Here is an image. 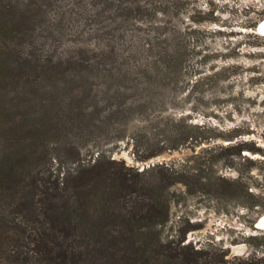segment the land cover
<instances>
[{"label": "trees", "instance_id": "obj_1", "mask_svg": "<svg viewBox=\"0 0 264 264\" xmlns=\"http://www.w3.org/2000/svg\"><path fill=\"white\" fill-rule=\"evenodd\" d=\"M178 8L179 0H0V264H211L185 253L184 236L160 243L164 191L179 184L215 200L240 192L243 208H258L246 185L212 167H47L52 138L76 154L101 138L117 142L130 118L165 103L161 92L177 84L188 54L172 20ZM198 126L181 118L155 141L130 135L132 153L142 161L193 149L206 140L188 131Z\"/></svg>", "mask_w": 264, "mask_h": 264}, {"label": "rangeland", "instance_id": "obj_2", "mask_svg": "<svg viewBox=\"0 0 264 264\" xmlns=\"http://www.w3.org/2000/svg\"><path fill=\"white\" fill-rule=\"evenodd\" d=\"M172 20L183 32L188 54L177 84L161 92L163 106L130 118L124 139L101 138L80 146L77 154L52 138L53 158L47 167H125L137 172L160 162L212 167L215 177L246 185L258 208H243L240 192L237 200H215L186 194L176 184L164 191L168 218L155 228L160 243L184 236L185 253L196 250L211 264H264V229L254 227L264 217V33L257 30L264 21V0H179ZM181 118L199 125L188 131L206 140L193 149L184 145L135 159L130 135L155 141L168 135L171 121Z\"/></svg>", "mask_w": 264, "mask_h": 264}, {"label": "water", "instance_id": "obj_3", "mask_svg": "<svg viewBox=\"0 0 264 264\" xmlns=\"http://www.w3.org/2000/svg\"><path fill=\"white\" fill-rule=\"evenodd\" d=\"M261 27H262V30H260ZM263 27H264V21L257 25V30L260 31L261 33H264V28ZM254 227L256 228V226H254Z\"/></svg>", "mask_w": 264, "mask_h": 264}, {"label": "flooded vegetation", "instance_id": "obj_4", "mask_svg": "<svg viewBox=\"0 0 264 264\" xmlns=\"http://www.w3.org/2000/svg\"><path fill=\"white\" fill-rule=\"evenodd\" d=\"M262 219H264V217H262L260 219V221L258 222V226H256L257 229H260V230H263L264 229V221L261 222ZM260 223H262V224L260 225Z\"/></svg>", "mask_w": 264, "mask_h": 264}, {"label": "bare ground", "instance_id": "obj_5", "mask_svg": "<svg viewBox=\"0 0 264 264\" xmlns=\"http://www.w3.org/2000/svg\"><path fill=\"white\" fill-rule=\"evenodd\" d=\"M263 28H264V27H263ZM260 30H262V27H261V29H260ZM263 221H264V219H262V220H261V222H263Z\"/></svg>", "mask_w": 264, "mask_h": 264}]
</instances>
